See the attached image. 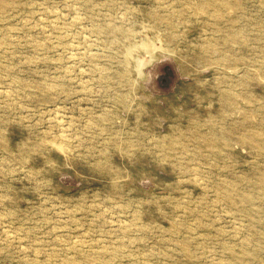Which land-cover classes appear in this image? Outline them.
<instances>
[{"label": "rangeland", "instance_id": "obj_1", "mask_svg": "<svg viewBox=\"0 0 264 264\" xmlns=\"http://www.w3.org/2000/svg\"><path fill=\"white\" fill-rule=\"evenodd\" d=\"M0 264H264V0H0Z\"/></svg>", "mask_w": 264, "mask_h": 264}, {"label": "bare ground", "instance_id": "obj_2", "mask_svg": "<svg viewBox=\"0 0 264 264\" xmlns=\"http://www.w3.org/2000/svg\"><path fill=\"white\" fill-rule=\"evenodd\" d=\"M140 47H143V49H145V51L148 53V59L146 61L140 62L141 65L139 66V69H138V75L140 78H144V76H145L144 68L147 65H149L152 61L157 59L158 54L159 55H170V56L176 55L175 51L169 46H165V47L160 46L158 48H152V50L149 49L150 47L147 44H142V45H140ZM212 53H213V49H212ZM232 71L235 73L236 69L234 68V69H232ZM233 95H235L234 92H233Z\"/></svg>", "mask_w": 264, "mask_h": 264}]
</instances>
